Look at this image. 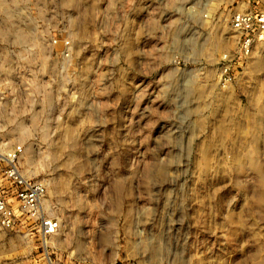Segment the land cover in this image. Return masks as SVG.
Segmentation results:
<instances>
[{
    "label": "rangeland",
    "instance_id": "374dc122",
    "mask_svg": "<svg viewBox=\"0 0 264 264\" xmlns=\"http://www.w3.org/2000/svg\"><path fill=\"white\" fill-rule=\"evenodd\" d=\"M20 1L0 142L61 228H0V264H264V42L218 82L240 0Z\"/></svg>",
    "mask_w": 264,
    "mask_h": 264
},
{
    "label": "built area",
    "instance_id": "2783aa9c",
    "mask_svg": "<svg viewBox=\"0 0 264 264\" xmlns=\"http://www.w3.org/2000/svg\"><path fill=\"white\" fill-rule=\"evenodd\" d=\"M22 3L20 0H0V20L23 24L25 6ZM236 4L230 25L237 35L238 49L235 59L228 58L220 68L218 82L223 87L236 80L238 70L244 69L256 47L264 42V0H240ZM52 42L57 44L58 39L52 38ZM63 55L67 57L68 51L63 49ZM23 154V144L0 142V228L7 231L33 228L42 240L47 241L59 233L61 222L51 212L47 184L23 172Z\"/></svg>",
    "mask_w": 264,
    "mask_h": 264
},
{
    "label": "bare ground",
    "instance_id": "6f19581e",
    "mask_svg": "<svg viewBox=\"0 0 264 264\" xmlns=\"http://www.w3.org/2000/svg\"><path fill=\"white\" fill-rule=\"evenodd\" d=\"M25 131H23V133H24Z\"/></svg>",
    "mask_w": 264,
    "mask_h": 264
}]
</instances>
